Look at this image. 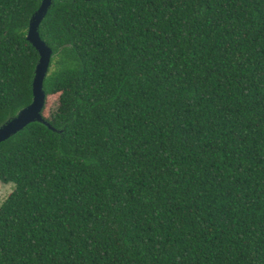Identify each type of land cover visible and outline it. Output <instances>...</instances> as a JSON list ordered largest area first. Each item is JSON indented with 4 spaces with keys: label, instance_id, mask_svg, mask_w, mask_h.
Instances as JSON below:
<instances>
[{
    "label": "trees",
    "instance_id": "obj_1",
    "mask_svg": "<svg viewBox=\"0 0 264 264\" xmlns=\"http://www.w3.org/2000/svg\"><path fill=\"white\" fill-rule=\"evenodd\" d=\"M42 1L0 0V126ZM39 32L48 124L0 142V264H264V0H52Z\"/></svg>",
    "mask_w": 264,
    "mask_h": 264
},
{
    "label": "water",
    "instance_id": "obj_2",
    "mask_svg": "<svg viewBox=\"0 0 264 264\" xmlns=\"http://www.w3.org/2000/svg\"><path fill=\"white\" fill-rule=\"evenodd\" d=\"M51 4L52 0L42 1L41 6L30 19L27 33L28 40L36 47L40 54V59L36 65L35 77L33 81V101L28 106L23 108L17 116L9 119L0 126V142L8 139L11 135L23 129L26 125L33 121H42L47 123L42 116V110L46 102V93L43 89V82L50 65L52 49L42 39L39 32V26Z\"/></svg>",
    "mask_w": 264,
    "mask_h": 264
},
{
    "label": "rangeland",
    "instance_id": "obj_3",
    "mask_svg": "<svg viewBox=\"0 0 264 264\" xmlns=\"http://www.w3.org/2000/svg\"><path fill=\"white\" fill-rule=\"evenodd\" d=\"M59 99L58 98H52L49 109H56L58 106ZM14 183H3L0 181V204L1 202L9 195V193L13 190Z\"/></svg>",
    "mask_w": 264,
    "mask_h": 264
}]
</instances>
